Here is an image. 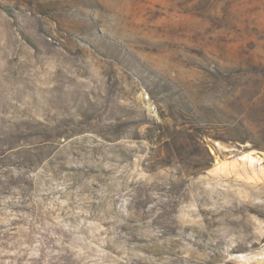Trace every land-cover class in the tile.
<instances>
[{
  "label": "rangeland",
  "instance_id": "obj_1",
  "mask_svg": "<svg viewBox=\"0 0 264 264\" xmlns=\"http://www.w3.org/2000/svg\"><path fill=\"white\" fill-rule=\"evenodd\" d=\"M0 264H264V0H0Z\"/></svg>",
  "mask_w": 264,
  "mask_h": 264
},
{
  "label": "trees",
  "instance_id": "obj_2",
  "mask_svg": "<svg viewBox=\"0 0 264 264\" xmlns=\"http://www.w3.org/2000/svg\"><path fill=\"white\" fill-rule=\"evenodd\" d=\"M245 63H246V60H245ZM240 71L244 73V70H240ZM234 75L237 76L239 79H242V76H239L240 73H235ZM239 94H241V92ZM214 117L216 121L218 122L227 119V121L223 122L224 124H226L225 128L218 131V137L227 138L230 141L234 140L237 142L238 141L244 142L248 139L247 136H244L243 134V128L246 123V120L248 122L251 121V123H256L257 121L256 119L254 120V118H251V117L246 118L242 116L241 114H238V115L237 114L236 115L227 114V115H224L223 117H221L220 115H217ZM194 139L196 140V148L179 147L175 143L170 144L168 148L171 153H175V155H179L181 159H184L187 156L195 157L194 160H195L196 167L204 169L205 167H208L210 163L213 161V156L210 150L208 149V147L204 144L201 136H196V138L194 137Z\"/></svg>",
  "mask_w": 264,
  "mask_h": 264
}]
</instances>
